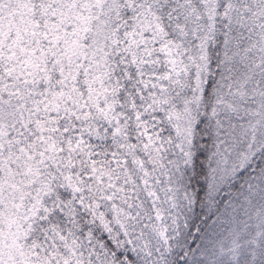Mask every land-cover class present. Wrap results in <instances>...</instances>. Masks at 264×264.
<instances>
[{
  "label": "snow or ice",
  "instance_id": "6c2138e0",
  "mask_svg": "<svg viewBox=\"0 0 264 264\" xmlns=\"http://www.w3.org/2000/svg\"><path fill=\"white\" fill-rule=\"evenodd\" d=\"M0 264H264V0H0Z\"/></svg>",
  "mask_w": 264,
  "mask_h": 264
}]
</instances>
